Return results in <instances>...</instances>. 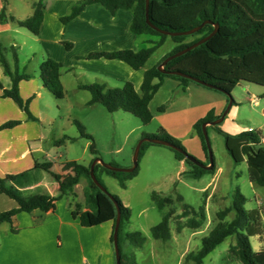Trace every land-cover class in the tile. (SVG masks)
I'll return each mask as SVG.
<instances>
[{
    "label": "trees",
    "instance_id": "trees-1",
    "mask_svg": "<svg viewBox=\"0 0 264 264\" xmlns=\"http://www.w3.org/2000/svg\"><path fill=\"white\" fill-rule=\"evenodd\" d=\"M1 2L0 22L8 20L35 36L39 34L44 12L43 0H32L33 12L25 20H17L13 16L7 15V0H1ZM93 3L101 4L113 16L118 10L129 11L132 14L129 26L130 32L136 36L149 37L146 40V44L149 46L136 52L129 49L92 52L86 56V59H117L126 63L133 70H141L145 68L146 62L151 55L167 39L172 41L173 46L154 66L144 70L139 92H136L130 82H125L120 88H107L105 85L98 83L79 85V89L85 90L91 95L87 103L88 105L100 104L110 113L122 110L138 118L143 125H146L152 120L149 103L164 78L177 80L183 90L189 82H194L191 79H195L214 87L206 88L228 95L240 83H250L264 87V0H149L148 20L158 29L174 33L184 32L199 26L205 21L208 22L197 32L187 36L170 37L150 28L145 22V0H78L70 9V12L60 18L61 23L64 25L68 24L87 5ZM215 24L218 25V28L213 37L193 50L170 60L163 67L166 71L182 73L191 79L163 74L157 70L158 65L167 56L177 53L209 35ZM62 44L67 50L71 48V45L68 43L64 42ZM13 60L15 69L11 71L0 51V64L4 73L11 78L12 82L10 89H3L0 84L2 97L10 98L27 115L28 120L35 121V117L31 115L28 109L30 99L22 100L18 89L19 82L27 80L29 76L19 73L17 69V56L14 51ZM61 68L62 65L51 58H46L40 66V79L43 86L58 100L63 99L65 95L60 81ZM154 80H157V82L154 83ZM232 103L234 104V101ZM163 110V106L159 107V111L162 112ZM210 121H213V117L207 115L193 126L206 154L207 149L200 126ZM18 123V121H8L0 125V130L12 128ZM73 123L78 128L81 137L91 139L89 135L83 132V127L78 121L74 120ZM214 128L223 135L227 143L229 135L222 132L217 126H214ZM145 138L167 142L180 148L187 154L180 143L163 128H160L156 134L146 135ZM235 138L246 140L251 146L259 145L262 139L260 133L254 130L242 132ZM64 141L72 142L74 139L64 136L56 140L54 145L61 144ZM150 145L156 144L149 142L141 144L138 164L146 148ZM251 146L243 145L240 150L246 159L248 179L251 183L264 187V155L255 152ZM166 148L174 153L177 160L186 163L190 168L186 173L194 178H198L204 173H212L215 170L214 161L212 169L206 171L186 160L181 153L170 147ZM89 149L95 157H98L93 144L90 145ZM91 163L92 161L86 166L74 161L64 163L62 170L64 172H71L70 176L65 177L52 172L50 170L52 166L50 162H35L34 169L47 172L57 183L58 197H51L46 194L24 196L18 188H22L28 182H32V179L30 180L29 175L26 173L7 175L4 178H0V194L14 200L17 204V208L15 209L0 212V223L10 222L11 218L20 212H31L36 209L43 212L53 210L55 202L60 197L71 193L72 189L81 180H84V210H81V205H76L71 215L74 218H78L82 227L91 226V215L99 216L101 214L100 197L102 201H108L113 204L109 197L102 193L92 182L89 173ZM111 166L117 167L115 164H111ZM138 170L137 165L130 173L114 172L105 169L97 163L93 168V173L96 180L104 188L105 186L100 178L101 174L115 179L121 189H126L127 183L137 175ZM106 192L118 204L121 214L117 234L120 264H137L134 261L132 249L141 248L146 238L139 231L127 230L130 223V209L124 206L116 195L110 194L107 189ZM151 199L159 210H162L165 206H170V209L164 213L162 220L150 229L152 237L156 240L166 242L171 239V221L174 222L177 233L183 228L198 229L205 221L204 206L195 210L188 205H182L181 211L179 214H176L175 203H182V198L179 195L172 196L152 193ZM231 199V204L227 209L217 211L216 216L219 223L207 236L201 239L200 248L195 252L191 251L185 255V263L203 264L208 254L226 238L234 236V243L230 244L228 248L231 258L234 257L240 264H264V248L254 251L250 242L251 237L258 236L261 238L264 236V222L261 220L260 211L258 209H244L246 199L237 188L234 190ZM231 213L233 217L228 219L227 217ZM114 222L115 218L113 220V227ZM110 242L112 243V235ZM124 246H129L131 250L125 251Z\"/></svg>",
    "mask_w": 264,
    "mask_h": 264
},
{
    "label": "crops",
    "instance_id": "crops-1",
    "mask_svg": "<svg viewBox=\"0 0 264 264\" xmlns=\"http://www.w3.org/2000/svg\"><path fill=\"white\" fill-rule=\"evenodd\" d=\"M77 1L43 0V20L40 32L36 36L8 20L0 22V51L10 70L14 71L15 69L13 51L17 56L16 48H21L24 43L21 40L26 39L39 48L43 60L51 58L62 65L60 81L63 75L67 73L72 74L77 79H84L85 83L103 84L107 88H115L118 85L122 86L125 82H130L136 92H139L143 72L147 67L141 70H133L126 63L117 59H86V56L92 52L126 49L134 52L139 51L138 42L140 37L132 34L129 30L132 14L126 10H118L113 16L101 4L93 3L87 5L71 22L66 25L62 24L60 18L66 16ZM22 2L27 9L24 11V16L15 14V8L9 0L6 4V14L17 20H25L30 17L33 12L32 0ZM1 8L2 2L0 0V11ZM146 40H144L145 43ZM64 42L71 45L69 50L62 45ZM17 69L19 73L29 76L27 80L19 82V96L22 100L30 99L28 109L36 120H28L27 115L10 98L2 97V89H0V125L8 121L19 122L12 128L0 130V178L7 175L26 173L29 175L30 180L32 179V182L18 188L24 196L46 194L51 197H58L57 183L47 172L34 169L35 162H50L52 172L61 175L62 173H69L66 176L71 175V172L62 170L63 163L59 162L61 155L51 156V149L45 147L46 134L43 128L45 120H43L44 114L40 102L48 90L43 86L40 79V69L37 74L33 70H28L26 66L21 68L18 57ZM155 82L157 80H154ZM0 84L3 89H10L12 85L11 78L4 73L1 64ZM61 84L64 89L62 81ZM163 87L169 88L172 96L166 101V108L162 105L164 107L162 113L167 109H171L172 114L180 115L192 127L207 115H211L213 121L218 119L228 104L227 96L221 92L194 82L188 83L183 90L181 84L173 78H164L154 96ZM253 101L254 99L250 100V102ZM236 109L235 103H232L229 114H226L224 119L217 125L222 132L229 135L227 144L246 130V128L233 121ZM209 127L214 126L206 125V130ZM248 130H251V128H248ZM191 140L194 143L196 141L200 142L197 134ZM55 141H51V143L54 145ZM239 142V150L243 145L251 146L246 140H239ZM262 143H264L263 138L260 144ZM150 146L146 148L145 152ZM187 151L201 163L208 164V161L204 162V158H207L204 151ZM226 151L233 163H246V159L242 154L227 148ZM175 160L179 177L183 174L185 178L199 180L205 175H211L210 180L202 188L203 191L211 184L216 183L217 174L221 172L220 167H215L212 173H204L200 177L194 178L186 173L190 168L184 161H179L176 158ZM103 176L107 175L101 174L100 178ZM45 178H47V181L51 179L55 182V193L50 191V183H47L44 180ZM207 191H205V207L210 203L222 204L221 202L224 201L225 197L217 195V188L210 192ZM1 196L8 197L0 194V204H7L5 211L17 208L14 200L10 198L6 200ZM100 202L101 214L99 216L91 215L92 223L89 227H82L78 218L71 215L76 205H81V210H84L83 191L81 197L72 193L60 197L55 202L53 210L43 212L36 209L31 212H20L14 215L10 222L0 223V264H115L113 244L110 242V237L113 232V220L116 211L113 204L102 201L101 197ZM123 205L126 206L124 203ZM229 206L221 210L227 209ZM169 209L170 206H165L162 210L158 209V211L164 215ZM259 211L262 218V212ZM218 223L216 214L210 222L205 214L203 225L195 230L190 229L193 231L190 237L202 231V229L210 232ZM258 238V236L255 237V243ZM173 241L178 242V239L174 237ZM258 250L260 248L255 247V251ZM231 259L235 260L234 257Z\"/></svg>",
    "mask_w": 264,
    "mask_h": 264
},
{
    "label": "rangeland",
    "instance_id": "rangeland-1",
    "mask_svg": "<svg viewBox=\"0 0 264 264\" xmlns=\"http://www.w3.org/2000/svg\"><path fill=\"white\" fill-rule=\"evenodd\" d=\"M9 1L15 8V14L24 16V11L27 9L22 1L29 0ZM139 37L138 50L148 47L149 45L144 40L149 37ZM21 41L24 42L23 46L16 48L20 67L26 66L28 70H33L38 74V70L44 61L41 55L42 52L29 40L22 39ZM172 46V41L167 39L151 55L145 67L154 66L171 50ZM61 81L64 85V98L58 100L46 91L40 102L44 114L43 120H45L43 124L46 134L45 147L51 149V156L61 155L60 163L74 161L86 166L91 160L98 158L104 164H115L119 168H130L132 166L133 151L137 143L144 139L146 135L156 134L160 128L166 130L170 136L176 139L187 154H189L187 150L204 151L201 141L194 143L191 140L196 136V131L190 124L188 125L186 119L184 121L180 115L172 114L171 109H167L163 113L159 111V107L162 105L166 108V101L172 96L169 88L163 87L150 101L149 110L152 114V120L150 123L143 125L138 118L122 110L110 113L100 104L88 105L90 93L78 89L79 83L87 84L84 79H77L72 74L66 73ZM120 87L121 85H118L115 88ZM230 96L237 107L234 111V123L246 128L245 131L251 128V130L259 132L264 139V87L250 83H240L234 88ZM252 99L254 101L250 102ZM229 112L230 110L227 114ZM74 120L82 125L83 132L89 135L91 139L80 136L78 128L73 123ZM200 128L202 131V125ZM206 132L215 167H220L221 172L217 174L216 183L211 184L204 191L202 188L210 180L211 175H205L199 180L185 178L183 174L179 177L174 153L160 145H153L147 149L139 161L138 175L127 183L126 189H121L118 182L109 176L101 178L107 191L116 195L130 209V223L127 230L139 231L146 238L141 248L132 249L134 261L137 264H192L184 262L185 255L188 252L197 251L201 246V239L209 233V231L202 229V231L190 237L193 231L189 228H183L177 233L175 224L171 221V239L166 242L154 239L150 229L162 220L163 215L152 201V193L179 195L182 198V203H175L176 214H179L182 205H188L195 210L204 206L206 218L210 222L218 210L231 204L232 194L237 188L246 199L244 209L261 210L264 219V187L251 184L248 180L246 163H233L226 151L227 148L241 154L238 148L239 140L232 139L227 144L223 136L214 127L207 128ZM62 136L73 138L74 141H64L57 145L51 143V141L59 140ZM91 144L94 145L98 157L90 152ZM253 150L264 155V143L253 146ZM204 153L206 154L205 151ZM189 155L194 157L191 154ZM206 157L204 158L205 161L203 160L204 162L208 161L207 154ZM62 175L66 176L69 173H62ZM44 180L50 183V191L55 193V182L51 179L47 181V178ZM84 187L85 181L81 180L72 189L71 193L81 197ZM216 188L217 195L225 197L224 201L221 202L222 204L210 203L205 207V191L210 192ZM1 197L8 199L4 196ZM6 206L7 204L1 203L0 212L5 211ZM232 217L233 214L231 213L227 218ZM174 237L178 239V242L173 241ZM250 242L254 251L255 247L264 248V236L258 238L256 243L255 237H252ZM233 243L234 236L226 238L206 256L203 264H240L229 256L228 248ZM124 249L125 251L131 250L129 246H124Z\"/></svg>",
    "mask_w": 264,
    "mask_h": 264
},
{
    "label": "water",
    "instance_id": "water-1",
    "mask_svg": "<svg viewBox=\"0 0 264 264\" xmlns=\"http://www.w3.org/2000/svg\"><path fill=\"white\" fill-rule=\"evenodd\" d=\"M148 7H149V0H145V22L146 24L152 28L153 30L157 31L158 33L160 34H163V35H167V36H170V37H174V36H187V35H191L195 32H197L205 23H208V22H203L202 24H200L199 26L189 30V31H184V32H167V31H164V30H161V29H158L156 28L154 25H152L149 20H148ZM213 30L212 32L207 35L206 37L200 39L199 41L193 43L192 45L186 47L185 49L181 50V51H178L177 53H174L172 55H169L167 56L157 67V70L163 74H167V75H177V76H180V77H183V78H187V79H191L190 77L186 76L185 74H182V73H178V72H169V71H166L163 69V67L172 59L176 58V57H179L191 50H193L194 48L198 47L199 45L205 43L207 40H209L211 37H213L217 31V28H218V25H214L213 26ZM193 80L195 83L199 84V85H202V86H205V87H209V88H214L213 86L211 85H208V84H205V83H202V82H199L195 79H191ZM225 94V93H224ZM228 98V104H227V107L225 109V111L222 113L221 117H219L218 119L214 120V121H210V122H206L204 124H202V135H203V138H204V141H205V145H206V149H207V156H208V164H203L201 163L200 161H198L197 159H195L194 157H191L189 155H187L184 151H182L180 148L178 147H175L167 142H164V141H160V140H150V139H141L137 145L135 146L134 148V151H133V157H132V166L130 168H119V167H114V166H111L109 164H104L101 159H95L92 161L91 165H90V170H89V173H90V177H91V180L92 182L99 188V190L106 194L109 199L112 201L114 207H115V211H116V216H115V222H114V227H113V233H112V244H113V250H114V259H115V264H120V254H119V248H118V239H117V234H118V228H119V223H120V218H121V214H120V209L118 207V204L107 194L106 192V189L96 180L95 176H94V173H93V168L95 166V164H100L102 167H104L105 169H108L110 171H114V172H123V173H130L132 172L138 165V156H139V151H140V147H141V144L143 142H149V143H153V144H156V145H161V146H165V147H170L172 148L173 150L181 153L186 160H188L189 162H191L193 165L201 168V169H204L206 171H209L212 169L213 167V155H212V151H211V148H210V143H209V140H208V136H207V132H206V125H210V126H217L223 119H224V116L228 113L231 105H232V98L230 95L228 94H225Z\"/></svg>",
    "mask_w": 264,
    "mask_h": 264
}]
</instances>
